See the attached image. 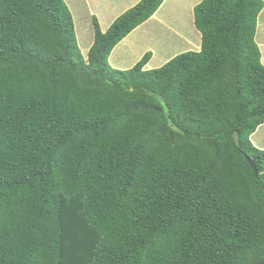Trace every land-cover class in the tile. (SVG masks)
Masks as SVG:
<instances>
[{"label":"trees","instance_id":"16d2710c","mask_svg":"<svg viewBox=\"0 0 264 264\" xmlns=\"http://www.w3.org/2000/svg\"><path fill=\"white\" fill-rule=\"evenodd\" d=\"M163 2L94 17L85 58L65 0H0V264H264V0H202L200 50L113 67Z\"/></svg>","mask_w":264,"mask_h":264},{"label":"crops","instance_id":"0c3cea01","mask_svg":"<svg viewBox=\"0 0 264 264\" xmlns=\"http://www.w3.org/2000/svg\"><path fill=\"white\" fill-rule=\"evenodd\" d=\"M84 1L89 8V14L92 17V19L96 17L102 30L105 31L110 27L112 22L121 13H123L128 8L134 6L139 0H84ZM167 3H169L168 7L165 8V5ZM185 5H186V13H187L189 11V0H186V3L185 1L178 3V0H164V2L158 8V10L147 21L137 26L113 48L109 56L110 61L111 58L114 57L112 64L118 69H126L127 67H125V64L127 63L128 59H133L134 63H137L143 57V55L149 50L152 52V55L145 66L146 68L151 69L152 67L160 66L165 61H167L168 59H165L164 55L167 54L168 50L164 49L163 46H161L160 49V52H162L163 55L157 57V52L155 47H153V45H148L144 47V45L141 46V42L146 43L149 40L157 38L156 30L157 28H161V25L165 24L164 23L165 19L163 17H166V13L169 10L168 8L172 9V11H174L176 15L174 16L173 21L184 29L185 27H184L183 8L185 7ZM194 7H195V3L191 5V9L193 10V12H194ZM263 11L264 8L262 12ZM193 22H194V16H193ZM103 24H104V28L102 27ZM150 34H153V36H150ZM164 34L171 36L168 33H164ZM177 34L186 39V43L182 44L181 40H178V44L180 43L181 46H193L196 48V50H200L201 43L199 42H201V32L196 28L195 24H193L192 27L186 30V35H182L178 31ZM171 39L167 37V41L170 43V46H171ZM92 43H93V39L90 41L88 47L89 49ZM261 54H262V60H264L262 49H261ZM153 60L154 61L156 60L155 66L151 65V62H153ZM262 127H264V124L260 125L257 128V130L251 135V139L256 146L260 145L264 147V133L259 134V131Z\"/></svg>","mask_w":264,"mask_h":264},{"label":"rangeland","instance_id":"374dc122","mask_svg":"<svg viewBox=\"0 0 264 264\" xmlns=\"http://www.w3.org/2000/svg\"><path fill=\"white\" fill-rule=\"evenodd\" d=\"M65 1L68 4L73 14L74 24H75V33H76L78 44L80 46V49L84 57L87 58L88 51H89L88 47H89L90 41L94 39L93 19L89 14V8L84 0H65ZM184 1L186 3V0H178V3H181ZM200 1L201 0H189V11L187 13H186V5L183 8L184 27H185L184 29L181 28L177 23L173 21L174 16L176 15L174 11H172V9L168 8L169 10L166 13V17H163L165 19V22H164L165 24L161 25V28H157L156 30L157 38L149 40L146 43L141 42V46L144 45V47H146L148 45H153V47H155L156 49L157 57L160 55H163L162 52H160L161 46H163L164 49L168 50L167 54L164 55V58L168 59L167 61H169L172 57H174L178 53L188 51V50H196V48L193 46H181L180 43L178 44V40H181V43L184 44L186 43V39L178 35L177 31L181 33L182 35H186V30L192 27V25L194 24L193 22L194 12L191 9V5L193 3H195L196 5ZM168 4L169 3L165 5V8L168 7ZM102 27L104 28V24ZM164 33H168L171 36L164 34ZM150 36H153V34H150ZM167 37H169L170 39L172 37L171 46H170V43L167 41ZM256 41L257 43H259V47L262 49L263 56H264V45H263L264 43V11L263 12L261 11L258 17ZM188 47H191V48H188ZM113 59L114 57L111 58V61L109 59V62L113 67H115L112 64ZM167 61H165L164 63H166ZM262 61L264 63V60ZM135 64L136 63H134L133 59H128L127 63L125 64V67H127L126 69H128V68H131ZM155 64H156V60L155 61L153 60V62H151V65L155 66ZM163 64H161L160 66H162ZM160 66H156L152 68H157ZM260 133L261 134L264 133V127L260 129L259 134ZM257 146L260 148H264L263 146H260V145H257Z\"/></svg>","mask_w":264,"mask_h":264},{"label":"water","instance_id":"95a60500","mask_svg":"<svg viewBox=\"0 0 264 264\" xmlns=\"http://www.w3.org/2000/svg\"><path fill=\"white\" fill-rule=\"evenodd\" d=\"M150 94L153 95V96H155V97H157L161 102H164V98H163L162 96H160L159 94H157L156 92H154V91H150ZM166 115H167V118H168V123H169V125H170L173 129H175V130H177V131H180V129H179L178 127H176V126L172 123L168 111L166 112ZM234 138H235L236 143L239 144V135H238V133H235V134H234ZM245 157H246V159L249 161V163H250L252 169H253L254 172H255V175L258 176V175H259V171H258V168H257V166H256V163H255V162H254V161H253L248 155H245Z\"/></svg>","mask_w":264,"mask_h":264}]
</instances>
